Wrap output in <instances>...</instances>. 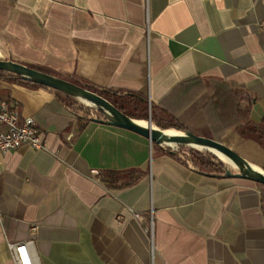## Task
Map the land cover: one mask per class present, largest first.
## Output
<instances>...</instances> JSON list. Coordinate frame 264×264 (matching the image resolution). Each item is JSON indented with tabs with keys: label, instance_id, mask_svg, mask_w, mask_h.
<instances>
[{
	"label": "crops",
	"instance_id": "1",
	"mask_svg": "<svg viewBox=\"0 0 264 264\" xmlns=\"http://www.w3.org/2000/svg\"><path fill=\"white\" fill-rule=\"evenodd\" d=\"M263 19L264 0H0V59L143 95L264 169V148L204 109L227 82L264 119ZM1 99L45 146L0 152V264L26 240L39 264H264L263 184L195 169L52 88L2 78Z\"/></svg>",
	"mask_w": 264,
	"mask_h": 264
},
{
	"label": "trees",
	"instance_id": "2",
	"mask_svg": "<svg viewBox=\"0 0 264 264\" xmlns=\"http://www.w3.org/2000/svg\"><path fill=\"white\" fill-rule=\"evenodd\" d=\"M2 78L19 80L42 86L37 83L22 80L14 73L0 70V79ZM70 81L97 92L133 118L146 119L148 117L149 110L147 100L143 95L98 88L75 77L70 79ZM219 85V87L215 85V93L204 105L206 113L210 115L213 120L219 121L224 129H239L244 137L253 138L264 148V119L257 122L252 120L251 96L245 90L234 87L227 82H221ZM242 98H245L247 102H242ZM76 105L85 113L95 114V118L101 117L94 106H88L81 102H77ZM150 116L152 122L159 128H172L178 131L190 130L166 109L158 111L157 106L151 105ZM161 146L164 147V150L179 155L181 159L188 162L190 166L195 169L210 173L224 172V162L208 150L196 149L190 146H179L177 149L166 145Z\"/></svg>",
	"mask_w": 264,
	"mask_h": 264
},
{
	"label": "water",
	"instance_id": "3",
	"mask_svg": "<svg viewBox=\"0 0 264 264\" xmlns=\"http://www.w3.org/2000/svg\"><path fill=\"white\" fill-rule=\"evenodd\" d=\"M0 70L14 73L22 80L52 88L83 104L94 106L101 117L93 119L136 132L148 138L151 143L208 150L224 162L225 176L239 177L264 185V169L253 165L231 147L214 138L196 134L191 130L159 128L152 123L150 114L146 121L133 118L95 91L21 62L0 59Z\"/></svg>",
	"mask_w": 264,
	"mask_h": 264
},
{
	"label": "built area",
	"instance_id": "4",
	"mask_svg": "<svg viewBox=\"0 0 264 264\" xmlns=\"http://www.w3.org/2000/svg\"><path fill=\"white\" fill-rule=\"evenodd\" d=\"M264 27V19L260 23ZM29 144L34 148L45 146L41 139L39 128L32 116L18 118L17 104L13 101L0 100V152H6L20 146ZM32 241L9 243L11 264H39L30 252Z\"/></svg>",
	"mask_w": 264,
	"mask_h": 264
},
{
	"label": "rangeland",
	"instance_id": "5",
	"mask_svg": "<svg viewBox=\"0 0 264 264\" xmlns=\"http://www.w3.org/2000/svg\"><path fill=\"white\" fill-rule=\"evenodd\" d=\"M141 120H144V121H146L147 120V118L146 119H141ZM152 121V120H151ZM153 123V122H152ZM154 124V123H153ZM155 125V124H154ZM157 126V125H156ZM170 129V128H169ZM179 146H174L173 148H175V149H177Z\"/></svg>",
	"mask_w": 264,
	"mask_h": 264
},
{
	"label": "bare ground",
	"instance_id": "6",
	"mask_svg": "<svg viewBox=\"0 0 264 264\" xmlns=\"http://www.w3.org/2000/svg\"><path fill=\"white\" fill-rule=\"evenodd\" d=\"M171 130H173L172 128H170Z\"/></svg>",
	"mask_w": 264,
	"mask_h": 264
}]
</instances>
